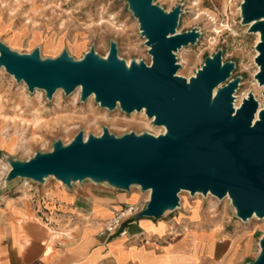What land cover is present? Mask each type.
Here are the masks:
<instances>
[{"label":"water","instance_id":"95a60500","mask_svg":"<svg viewBox=\"0 0 264 264\" xmlns=\"http://www.w3.org/2000/svg\"><path fill=\"white\" fill-rule=\"evenodd\" d=\"M137 19L151 65L118 57L115 42L107 58L92 49L75 61L66 51L55 59H41L12 51L0 40V69L23 81L28 90H44L52 99L81 87V101L95 96L102 108L118 106L129 114L144 111L166 133H130L122 137L103 129L100 137L78 133L68 145L57 141L48 153L28 161H10L6 182L17 179L43 183L54 177L67 187L91 180L129 191L139 186L150 193L138 218L159 219L180 207L181 192L229 198L236 216L245 222L264 219V92L263 109L250 92L235 109L240 78L231 79L235 63L224 62L218 50L189 80L178 76L175 53L194 45L200 33H177L181 6L166 12L154 0H125ZM242 24L259 33L255 63L258 84L264 86V0H243ZM258 257L247 264H264V236Z\"/></svg>","mask_w":264,"mask_h":264},{"label":"rangeland","instance_id":"374dc122","mask_svg":"<svg viewBox=\"0 0 264 264\" xmlns=\"http://www.w3.org/2000/svg\"><path fill=\"white\" fill-rule=\"evenodd\" d=\"M242 2L154 0L166 12L181 6L183 13L177 33L193 29L200 33L196 44L175 53L180 65L178 76L189 80L201 69L207 57L222 50L223 61L235 63L231 79L241 80L234 95L240 101L247 98L250 92H255L256 99L263 102L262 91L256 87L255 81L259 37L256 33L248 32V26L241 22ZM0 40L19 54H30L39 49L40 57L44 60L55 59L66 51L75 61L83 59L92 49L105 59L110 43L115 42L119 59L127 65L132 61H143L147 65L152 63L146 39L125 0H0ZM54 43H59L60 48L55 49L52 46ZM77 89L69 95L59 89L52 99H48L44 90L30 92L23 81L17 82L4 68L0 69V201L20 194L28 198L33 193L43 196L60 187L79 192L82 198H87L88 192L107 194L114 199L129 198L136 193V204L146 207L148 193L139 186H131L129 191H124L107 183L84 180L67 187L54 177L46 178L43 183L23 179L6 182L11 160L28 161L37 153L51 152L55 142L68 145L80 132L85 139L90 135L100 137L104 128L116 137L130 133L154 136L166 133L165 128L154 125L143 111L127 114L119 106L111 111L102 108L94 95L81 101V89ZM11 140L14 145L8 146ZM179 197L180 207L167 212L161 219H176V226L181 227L212 223L218 231L224 230L232 235L249 229L253 233L254 247L246 257L248 261L240 264H247L258 257L259 241L264 236V219L253 217L241 221L228 198L220 200L212 195H191L185 191ZM200 200L203 203L202 220H189L184 206L190 201ZM212 202L218 204L215 217L207 219L205 210Z\"/></svg>","mask_w":264,"mask_h":264},{"label":"crops","instance_id":"0c3cea01","mask_svg":"<svg viewBox=\"0 0 264 264\" xmlns=\"http://www.w3.org/2000/svg\"><path fill=\"white\" fill-rule=\"evenodd\" d=\"M36 194L0 201V264H240L254 247L249 229L232 235L176 219L136 217L110 235L107 223L138 200L60 187Z\"/></svg>","mask_w":264,"mask_h":264},{"label":"bare ground","instance_id":"6f19581e","mask_svg":"<svg viewBox=\"0 0 264 264\" xmlns=\"http://www.w3.org/2000/svg\"><path fill=\"white\" fill-rule=\"evenodd\" d=\"M257 35H258V37H259V41H260V35H259V33H256ZM258 41V42H259ZM49 44H51V43H49ZM55 49H59L60 48V45H59V43H54V45H52ZM257 54H258V52H257ZM257 56V55H256ZM259 71V67H257V71H256V73ZM256 75V74H255ZM256 81V87L258 88V89H260L262 92V96H263V92H264V86H261V85H259L258 84V82H257V80H255ZM80 89H81V87H79L78 89H77V91H80ZM253 94H254V96H255V98H257V95H256V93L255 92H253ZM246 98V97H245ZM242 99L239 101V98H238V96H235V102H234V106H235V109H238L239 107H240V105H241V103H242ZM259 104H260V107H259V111L261 110V109H263V102H259ZM143 114H145L144 113V111L142 112ZM164 128V127H163ZM14 145V142H13V140H11L9 143H8V146H13ZM8 170H10V166L8 165ZM147 195H149V193L147 194ZM130 199H131V201H136L137 199H138V194H136V193H134V194H132L131 196H130ZM229 199V198H228ZM230 200V199H229ZM217 206H218V204H217V202H212V203H210V205H209V207L205 210V214L207 215L206 216V218L207 219H211V218H213V217H215V212H216V209H217ZM184 208H185V210H186V212L188 213V215L190 216V218H189V220H193V221H199V220H202L201 218H202V212H203V203H202V200H200V201H198V202H188L185 206H184ZM200 225V224H199ZM245 230H247V229H245ZM236 250H237V247H236ZM235 250V251H236Z\"/></svg>","mask_w":264,"mask_h":264},{"label":"built area","instance_id":"2783aa9c","mask_svg":"<svg viewBox=\"0 0 264 264\" xmlns=\"http://www.w3.org/2000/svg\"><path fill=\"white\" fill-rule=\"evenodd\" d=\"M29 182V181H26ZM150 193L148 195L149 200ZM148 200L146 202H148ZM145 209V205L139 204H125L115 215L114 217L107 223L105 227V232L114 235L117 231L122 227V225L127 222L134 220L137 215ZM144 243H148L147 240L144 239Z\"/></svg>","mask_w":264,"mask_h":264}]
</instances>
